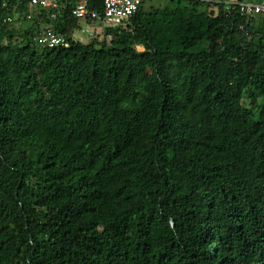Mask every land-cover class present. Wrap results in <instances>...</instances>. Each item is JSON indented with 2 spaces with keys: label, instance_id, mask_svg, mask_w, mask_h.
Returning a JSON list of instances; mask_svg holds the SVG:
<instances>
[{
  "label": "trees",
  "instance_id": "16d2710c",
  "mask_svg": "<svg viewBox=\"0 0 264 264\" xmlns=\"http://www.w3.org/2000/svg\"><path fill=\"white\" fill-rule=\"evenodd\" d=\"M18 1L0 7V264H264V18L143 0L84 44L68 0L70 44L41 49L3 22Z\"/></svg>",
  "mask_w": 264,
  "mask_h": 264
},
{
  "label": "built area",
  "instance_id": "2783aa9c",
  "mask_svg": "<svg viewBox=\"0 0 264 264\" xmlns=\"http://www.w3.org/2000/svg\"><path fill=\"white\" fill-rule=\"evenodd\" d=\"M24 0H19L21 3ZM143 0H100L101 11L96 6H90L88 0H74L71 14L80 21L90 24H101L104 28L126 26L130 18L137 12ZM243 15L262 16L264 18V4L248 1H234ZM68 0H25L22 14L7 15L3 22L13 23L17 17L36 24L39 30L34 41L39 48L67 47L70 40L66 34L57 31L53 25L59 13L66 8ZM8 0H1L0 7L5 8ZM47 17L50 22L44 23ZM79 27V26H78ZM72 37V36H71ZM74 41L81 42L72 37ZM83 43V42H81Z\"/></svg>",
  "mask_w": 264,
  "mask_h": 264
},
{
  "label": "rangeland",
  "instance_id": "374dc122",
  "mask_svg": "<svg viewBox=\"0 0 264 264\" xmlns=\"http://www.w3.org/2000/svg\"><path fill=\"white\" fill-rule=\"evenodd\" d=\"M156 2L157 0H153V3ZM13 26L18 32H22L23 30L30 27L31 23L20 18L16 19L13 22ZM103 30L104 27L101 24L96 23L88 25L85 21L82 20L73 30L72 37H74L76 40L83 42L84 44L93 41H96L97 43L102 42L104 40L108 41L110 37L106 36Z\"/></svg>",
  "mask_w": 264,
  "mask_h": 264
},
{
  "label": "crops",
  "instance_id": "0c3cea01",
  "mask_svg": "<svg viewBox=\"0 0 264 264\" xmlns=\"http://www.w3.org/2000/svg\"><path fill=\"white\" fill-rule=\"evenodd\" d=\"M236 0H224V2H234ZM242 1H248V2H253V3H263L264 4V0H242Z\"/></svg>",
  "mask_w": 264,
  "mask_h": 264
}]
</instances>
